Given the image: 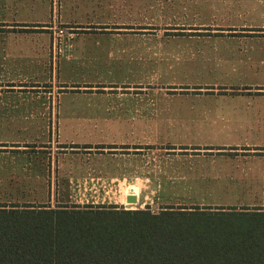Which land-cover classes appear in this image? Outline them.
<instances>
[{"label": "rangeland", "instance_id": "obj_1", "mask_svg": "<svg viewBox=\"0 0 264 264\" xmlns=\"http://www.w3.org/2000/svg\"><path fill=\"white\" fill-rule=\"evenodd\" d=\"M8 1L0 0V20L10 7L27 0ZM52 2L56 7L58 1ZM67 7L62 5L60 12H69ZM109 8L75 10L73 19L114 21V41L97 40L94 46V38H85L81 65L60 58L57 68L64 82L114 84L109 98L65 94L57 103L62 89L56 80L44 78L45 72L41 78L36 64L23 58L11 64L2 58L0 203L104 204L148 207L153 213L166 206L208 212L262 206L264 159L259 149L264 136L260 144L259 121L252 115L264 101L255 95L251 100L242 91L264 85V38L256 37L264 28V0H114V16ZM19 11L21 18L31 13L27 6ZM203 24L207 32L214 27L210 24L236 28L237 33L260 29L246 30L253 37L172 34L184 32L175 27ZM43 28L50 48L58 52L77 33L73 26L50 23ZM57 29H65L62 37L53 34ZM110 48L114 57L103 56ZM146 50L164 55L151 59ZM9 82L22 93H10ZM33 82L39 87H32ZM52 86L55 95L44 94ZM168 87L194 90L167 94ZM199 87L214 92L200 93ZM112 107L114 121H105ZM94 112L103 118L87 121ZM160 116L171 119L160 124ZM249 122L256 129L248 128ZM232 126L239 129L231 131ZM254 143L258 151H244ZM236 146L242 149L239 156L228 152ZM179 148L207 150L176 154ZM133 186L137 202L128 204L127 191ZM207 207L211 209H203ZM210 223L199 220L202 226Z\"/></svg>", "mask_w": 264, "mask_h": 264}, {"label": "trees", "instance_id": "obj_2", "mask_svg": "<svg viewBox=\"0 0 264 264\" xmlns=\"http://www.w3.org/2000/svg\"><path fill=\"white\" fill-rule=\"evenodd\" d=\"M199 209L0 203V264H264V179L260 207Z\"/></svg>", "mask_w": 264, "mask_h": 264}, {"label": "crops", "instance_id": "obj_3", "mask_svg": "<svg viewBox=\"0 0 264 264\" xmlns=\"http://www.w3.org/2000/svg\"><path fill=\"white\" fill-rule=\"evenodd\" d=\"M39 1V2H38ZM54 0H27L23 6L17 5L14 7H10V10L6 11V17L2 20H0V36H2V39H4L3 42H0V67L3 66V63L5 65L6 61H9V64L11 60H16L19 58H23L26 60V62H31L32 64H36L37 68L39 69L38 71V76L43 78L41 74L45 72L47 74L46 78L47 80L53 79L57 81V84L59 87L62 89L61 92L58 94L57 98V103L59 101V98L65 94H73V95H79L81 98L86 97L89 100L92 98L94 99L95 97H98V95H104L106 97H110V93L114 92V84H99V83H88V82H83V83H73L72 81L69 82H64L61 81L59 77V72L57 71L60 58H63L65 62L68 64H73L77 63L80 64V58L83 57V48L87 46L85 38H94V46H96L98 41H102L104 43H108L111 41H114V21L108 22L105 21L106 23L100 22V23H94L93 21H89L88 19L86 20H80L82 18L79 17V19H73V14L76 13L75 10H84L86 12L87 9H95V7L100 8L103 6H109L110 11L112 12L114 16V0H57V5L55 7L54 3L52 2ZM11 2L8 1L7 4ZM22 4V3H20ZM63 7L67 5L68 7L66 10H69V12H63V14L60 12L61 6ZM25 6L28 7V11L31 13L30 16L28 17H18L17 14L25 8ZM62 10V9H61ZM64 10V8H63ZM1 11H4V9H1ZM80 11V12H81ZM57 24L61 25V27H69L73 26L74 29H76L77 33L73 34L72 37L74 38H69L66 40V43L63 44L60 47V50L58 52L55 51V49L50 48V43H49V34L48 32L41 31V29H44L43 27L46 24ZM209 26H214L210 27V32L206 31V27L204 24L201 27H175L177 29L184 28V32L180 33H172L174 36H192V37H200L207 35L208 36H225V37H238V36H247V37H253L251 34H247L246 30H253V29H260V27L256 28H247L241 29V32L235 31L236 28H227V30H224L222 27H216L214 24H210ZM73 30L72 28H70ZM233 29V32H232ZM264 29V28H262ZM257 33V32H256ZM260 36L256 35V37H263L262 34L263 32H259ZM53 34L57 37L55 34V31ZM69 36L68 34H65L64 37ZM173 36V35H169ZM62 37V36H61ZM168 37V36H167ZM166 37V38H167ZM98 40V41H97ZM47 41V43H45ZM80 43V44H79ZM91 43V42H90ZM79 44V45H78ZM97 53V52H95ZM144 53L147 55V57H150L151 59H156V58H161L163 57L164 54H161L160 51H153V50H146ZM94 55V54H93ZM108 58H113L114 57V51L112 48L108 51L106 55ZM5 58V62L2 63L3 59ZM2 64V65H1ZM81 65V64H80ZM49 75L51 77H49ZM10 84L7 85L11 89L10 93H22V90H14V89H20V86L14 85V82H9ZM51 83V82H50ZM49 83V85H50ZM54 83V82H53ZM42 85V84H41ZM32 87H39V84L36 82H33L31 85ZM17 87V88H16ZM263 86H255V87H247V89L242 91V94L249 95L251 100H254L251 95L255 96H260L262 100L264 101V96L261 88ZM136 89L139 90V93L147 92L144 87H135ZM54 86L51 88H45L44 94L54 96ZM175 89H178L175 91ZM183 89V91H179ZM108 90L109 92H107ZM165 93H174V92H184L185 90H194V88H186V87H179V88H165ZM200 93H209V92H214L210 91V87H199L197 89ZM137 93V92H135ZM52 96V97H53ZM248 99V100H249ZM254 103V102H253ZM262 103V102H261ZM260 103V104H261ZM264 103V102H263ZM261 104L260 108L258 110H253V115L252 118L255 119V121H259L258 123V129H259V138H260V144L261 140L264 136V104ZM107 110V109H106ZM96 113V114H95ZM108 116L106 117L105 121L111 120L114 121V108H110V110L107 112ZM52 115H55L54 111L52 112ZM56 116L58 117V113L56 111ZM162 116L159 117V120H164L160 121V124L163 122L165 123L167 120L171 118H161ZM88 118V119H87ZM103 116L99 115L98 112L92 113V115H89L85 119L87 121H97L99 119H102ZM134 119V117H132ZM58 119V118H57ZM59 120V119H58ZM251 124V125H250ZM248 128H255V125L252 122H249L247 124ZM239 129V126H232L230 127L231 131H236ZM256 129V128H255ZM259 144V145H260ZM137 149H141L142 146L136 145ZM249 147L246 148H251L252 150L249 149H244V151H258L257 149L260 148V146H257L256 143L247 145ZM146 148H150L151 146H145ZM259 147V148H257ZM234 149H231L228 151L230 154L232 153L233 155L236 154V152L241 151L240 147L236 146L233 147ZM255 148V149H253ZM257 148V149H256ZM166 150V149H164ZM207 149L202 148L199 150H191V149H185L184 151H181L180 148L176 149L177 151L176 154H179V152L187 153L189 154L190 152H198L202 151L205 152ZM219 152L225 153V150L218 149ZM260 151V150H259ZM218 152V151H217ZM227 152V153H228ZM236 156H239L236 154Z\"/></svg>", "mask_w": 264, "mask_h": 264}, {"label": "bare ground", "instance_id": "obj_4", "mask_svg": "<svg viewBox=\"0 0 264 264\" xmlns=\"http://www.w3.org/2000/svg\"><path fill=\"white\" fill-rule=\"evenodd\" d=\"M136 187H130L129 189H128V191H127V197L128 196H134V195H136Z\"/></svg>", "mask_w": 264, "mask_h": 264}, {"label": "water", "instance_id": "obj_5", "mask_svg": "<svg viewBox=\"0 0 264 264\" xmlns=\"http://www.w3.org/2000/svg\"><path fill=\"white\" fill-rule=\"evenodd\" d=\"M126 202L129 204H135L136 202H137V199H136V197H134V196H128L127 198H126Z\"/></svg>", "mask_w": 264, "mask_h": 264}, {"label": "built area", "instance_id": "obj_6", "mask_svg": "<svg viewBox=\"0 0 264 264\" xmlns=\"http://www.w3.org/2000/svg\"><path fill=\"white\" fill-rule=\"evenodd\" d=\"M64 30L65 29H57L55 34L57 35V37H61L64 35Z\"/></svg>", "mask_w": 264, "mask_h": 264}]
</instances>
